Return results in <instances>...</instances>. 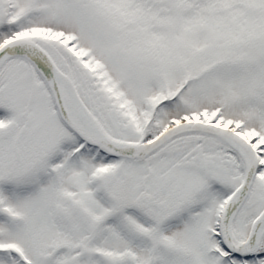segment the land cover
Masks as SVG:
<instances>
[{
	"label": "snow or ice",
	"instance_id": "obj_1",
	"mask_svg": "<svg viewBox=\"0 0 264 264\" xmlns=\"http://www.w3.org/2000/svg\"><path fill=\"white\" fill-rule=\"evenodd\" d=\"M0 264H264V0H0Z\"/></svg>",
	"mask_w": 264,
	"mask_h": 264
}]
</instances>
